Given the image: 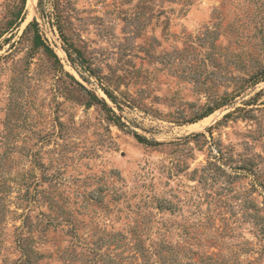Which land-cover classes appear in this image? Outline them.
<instances>
[{"label": "rangeland", "instance_id": "obj_1", "mask_svg": "<svg viewBox=\"0 0 264 264\" xmlns=\"http://www.w3.org/2000/svg\"><path fill=\"white\" fill-rule=\"evenodd\" d=\"M0 264H264V0H0Z\"/></svg>", "mask_w": 264, "mask_h": 264}, {"label": "bare ground", "instance_id": "obj_2", "mask_svg": "<svg viewBox=\"0 0 264 264\" xmlns=\"http://www.w3.org/2000/svg\"><path fill=\"white\" fill-rule=\"evenodd\" d=\"M28 2H29V4H30V6H31V10H32V12H34V4H35V0H28ZM204 122H205V119L202 120V121L199 123V125H201V124L204 123Z\"/></svg>", "mask_w": 264, "mask_h": 264}, {"label": "trees", "instance_id": "obj_3", "mask_svg": "<svg viewBox=\"0 0 264 264\" xmlns=\"http://www.w3.org/2000/svg\"><path fill=\"white\" fill-rule=\"evenodd\" d=\"M137 138H138L140 141H144V140H145V138H143L142 136H139V135H137Z\"/></svg>", "mask_w": 264, "mask_h": 264}]
</instances>
